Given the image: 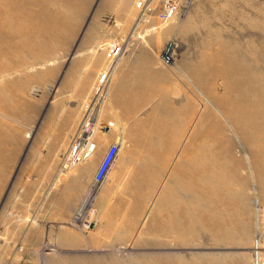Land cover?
Returning a JSON list of instances; mask_svg holds the SVG:
<instances>
[{"label": "rangeland", "instance_id": "rangeland-1", "mask_svg": "<svg viewBox=\"0 0 264 264\" xmlns=\"http://www.w3.org/2000/svg\"><path fill=\"white\" fill-rule=\"evenodd\" d=\"M27 1L29 12L21 19L38 31L20 28L11 34L8 48L4 45L0 50V264H149V258L164 254H179L189 264H264V142L253 133L248 135L254 138L246 137L243 125L227 114L232 93L219 69V59L234 56L242 47L235 36L241 29L249 31L238 20L247 15V0H174L171 15L162 11L167 0H74L63 2L72 3L74 10L59 9L52 18L39 14L44 0ZM254 4L249 21L255 24L248 23L264 34L260 22L264 18ZM34 19L49 22L37 29ZM220 37L227 47L236 44L239 49L226 47L230 52L224 49L227 53L219 55ZM87 39L89 45L84 46ZM169 43L174 44L172 58L164 63ZM242 49V54L252 53V48L247 53V47ZM77 51L90 55H77ZM98 54L102 61L83 95L79 81L87 74H74V66L81 60L84 72L94 70ZM234 59L244 60L240 55ZM139 62L149 65L140 69L143 75ZM105 85L94 119V142L100 146L90 157L62 170L61 157L91 103V94ZM169 110L175 118L167 117L172 121L167 120V125L160 116ZM111 142L118 144L116 162L102 183L92 186L93 174ZM95 151L98 155L90 165ZM145 168L149 173H142ZM207 172L213 175V179L205 176L207 185L211 182L208 187L203 177ZM77 174H85L84 179H77ZM139 174L154 176L145 178L134 196ZM175 176L188 180L186 186L192 190ZM192 182L205 185L193 188ZM164 185L170 195L163 191L160 196ZM208 193L213 203L205 202ZM140 196L143 201L136 207L134 201Z\"/></svg>", "mask_w": 264, "mask_h": 264}, {"label": "bare ground", "instance_id": "bare-ground-1", "mask_svg": "<svg viewBox=\"0 0 264 264\" xmlns=\"http://www.w3.org/2000/svg\"><path fill=\"white\" fill-rule=\"evenodd\" d=\"M40 1H43V0H40ZM72 1H74V0H44V2L46 3V4H43V3H41L42 4V6H39L40 7V12H39V14H41L42 16H44L45 18H47V17H49V18H52V17H55V16H57L56 14H58L59 15V13H57L58 11H59V9H62V8H66V9H68V11L69 10H74L71 6L73 5L72 3H71V6H69V4L68 5H65L63 2H72ZM146 1H148V0H146ZM145 1V2H146ZM234 1H236V0H234ZM234 1H232V2H234ZM243 2H244V0H242ZM246 1V0H245ZM256 1V2H255ZM239 2H240V0H239ZM239 2H237L236 4L238 5V3ZM242 2V3H243ZM259 1H257V0H247V4H248V10H246L247 12V15L245 16V19L244 18H242L241 16H239V18H238V20H239V22H241L242 23V25H244L249 31L248 32H245V33H243V31L244 30H242L241 28V30L240 31H242L241 33L239 32V30L237 31H235L234 33H236V35H238L239 33V35L238 36H235V38L237 39V43L236 44H240V46H242L241 48H240V50L244 47H247V49H246V53H247V51L248 50H250L251 51V48H252V53L251 54H249L250 56H248V54H242V53H240L239 51V53L238 52H236L237 51V49H239L238 48V46L236 45V44H233L232 42H236V40L234 41H230L233 45V47H235L236 46V50H233V51H235L236 52V54H234V56L236 55V56H238V55H240L242 58H244V60L242 59V62H241V59H239V61H237L236 59H234V56H226L225 54L227 53V51H226V53H225V51H222V50H224V49H226V50H228L227 48H231L232 49V46H226L227 44L226 43H223L224 42V39H223V42L221 41V37H220V44H221V46H222V48L223 49H220L221 51H222V54L220 53L219 55H225V56H219V57H222L221 59H219V60H221L220 61V65L221 66H219V69H220V67H221V74H222V76L225 78V80H226V87H227V89L229 90V91H231V93L232 94H230V95H232V97L230 98L229 97V94H227L228 95V97L231 99L230 100V102H231V105H230V107L228 106L229 104H228V102H226L227 104V110H228V112H227V114L231 117H233V118H231V119H233L238 125H243V127L242 128H244L243 130H245L246 132H244V133H246L247 135H246V137L248 136V137H250L248 134L250 133V135L252 134L253 136L255 135L256 136V138L260 141V142H264V102H263V99H264V94H263V89H264V85H263V83H264V70H263V68H264V66H263V68H262V71H261V67H262V64H263V59H264V41H263V33H258V32H260V31H257V28H256V31H255V29H253L251 26H250V23L253 25V24H255V23H252L251 21H249V19H250V17H251V14L249 13V12H251V9H252V5H253V3H255L254 5H256L257 4V6H258V10H259V12L261 13V17L262 18H264V2H259ZM35 3H37L38 4V2H35ZM39 3V4H40ZM74 3V2H73ZM27 4H30L27 0H0V50H2V47L5 45V44H9L10 45V40H11V38H12V36H11V34L13 35V33H15V32H17L20 28H22V29H20V30H22L23 31V29L25 28V32H27V30L28 29H30V30H34L35 29V25L33 26V25H31L32 23L30 22V25L28 26V24L26 25V22H24V24H23V21H22V17H26L25 15H26V13H28L27 12V9H28V7H27ZM146 4V3H145ZM244 4V3H243ZM234 5V4H233ZM36 6V5H35ZM35 6H34V8H35ZM246 6V5H245ZM33 7V6H32ZM50 7H52V9L54 8V10L52 11V10H50ZM74 7V6H73ZM233 7V6H232ZM236 8H239V7H236ZM255 8H257L256 6H255ZM255 8H254V11H255ZM32 9V8H31ZM31 9H30V11H31ZM240 9V8H239ZM241 9H243L242 7H241ZM233 10V9H232ZM253 10V9H252ZM241 11V10H240ZM60 12V11H59ZM34 13V12H33ZM244 13V11H242V14ZM235 14V13H234ZM236 14H238V13H236ZM235 14V15H236ZM240 14V13H239ZM34 15V14H33ZM29 16H30V14H29ZM35 16H37V13H36V15ZM35 16H34V18H35ZM40 16V15H39ZM244 16V15H243ZM260 16V15H259ZM33 17V16H32ZM44 17H42V18H44ZM233 17V16H232ZM241 17V18H240ZM41 18V16H40V19H42ZM260 18V17H259ZM24 19H26V18H24ZM38 19H39V17H38ZM244 19V20H243ZM253 18H251L250 20H252ZM35 20H37V19H34L33 20V22H36L37 23V21H35ZM43 20V19H42ZM258 20V18L256 19V21ZM261 20V19H260ZM264 20V19H263ZM27 21V20H26ZM248 21L250 22V23H248ZM44 21H42V23H43ZM48 22H49V20L47 19V22H45V23H37L36 24V26H37V29H42L44 26H46V24H48ZM239 22H237V24H241V23H239ZM255 22V21H254ZM258 22V21H257ZM260 22H262V24H263V22L264 21H260ZM257 25V24H256ZM238 26V25H237ZM241 25H239V27H240ZM259 26H260V23H259ZM235 27H236V25H235ZM244 27V29H246ZM253 27H255V26H253ZM211 28V27H210ZM237 28V27H236ZM249 28H251V30L249 29ZM258 29H260L259 27H258ZM264 29V28H263ZM29 31V30H28ZM35 32L36 31H38V30H34ZM33 31V32H34ZM19 32V31H18ZM30 32V31H29ZM262 32H263V30H262ZM32 33V32H31ZM233 33V34H234ZM27 34V33H26ZM34 34V33H33ZM22 35V34H21ZM20 35V36H21ZM24 35V34H23ZM235 35V34H234ZM234 35H233V37H234ZM14 36H15V34H14ZM18 36V35H17ZM19 36V37H20ZM220 36V35H219ZM18 38V37H17ZM21 38H23V36L21 37ZM227 38V37H226ZM240 38H241V40H240ZM25 39V38H24ZM231 40V39H230ZM227 41V40H226ZM225 41V42H226ZM12 42V41H11ZM17 42V41H16ZM20 42V41H19ZM218 42V43H219ZM228 42V41H227ZM230 42H229V45H230ZM174 43V42H173ZM173 43H169L168 44V46H166L165 48H164V53H165V55H167V56H169V58H172V56L170 55V53H173ZM15 45V44H14ZM176 45V44H175ZM6 47L5 48H8L7 47V45H5ZM13 46V45H12ZM239 46V47H240ZM220 47V46H219ZM227 47V48H226ZM257 47H260V48H257ZM230 49V50H231ZM255 49H260V50H258L257 51V53H255ZM220 50H218V52H221ZM243 50V49H242ZM241 50V51H242ZM255 50V51H254ZM229 51V50H228ZM249 51V52H250ZM1 52V51H0ZM218 52H216L217 54H216V56L218 55ZM230 52V51H229ZM232 52V51H231ZM234 52V53H235ZM243 52V51H242ZM244 52V53H245ZM263 52V53H262ZM237 53H238V55H237ZM169 54V55H168ZM233 54V53H232ZM231 54V55H232ZM243 56H242V55ZM258 54V56H256V55ZM230 55V54H229ZM215 56V57H216ZM252 57V58H251ZM258 57H259V59H258ZM213 58H214V56H213ZM217 58V57H216ZM237 58V57H236ZM240 58V57H239ZM255 58H257V60H259L257 63H255L254 61V59ZM214 60H216V59H214ZM236 60V61H235ZM208 61V60H207ZM252 62V63H251ZM249 63H251V64H249ZM218 64H219V62H218ZM217 64V65H218ZM264 65V64H263ZM215 67H217V66H215ZM209 69V68H208ZM216 71V70H215ZM219 71V70H218ZM261 71V72H260ZM263 72V73H262ZM256 73L258 74V75H256ZM260 73V74H259ZM222 78V77H221ZM223 80V79H222ZM225 82V81H224ZM223 83V82H222ZM224 84V83H223ZM225 85V84H224ZM226 89V88H225ZM225 94H226V91H225ZM227 97V96H226ZM121 98V97H120ZM224 99H225V97H223ZM222 98V99H223ZM263 98V99H262ZM227 100H229L228 98H227ZM97 105L98 104H95V108L97 107ZM163 112V111H162ZM161 112V113H162ZM93 113H94V115H95V111L93 110ZM158 113V112H157ZM175 112H173V111H171V110H169V112L167 111V112H163L162 113V116H160V117H163L162 119L164 120V121H166V123H167V125L169 124L168 122H167V120H166V118L167 117H169V119L171 118H175V114H174ZM212 113V112H211ZM165 114V115H164ZM158 115V114H157ZM208 116V115H207ZM212 116V115H211ZM210 117V116H209ZM208 117V118H209ZM154 119V118H153ZM155 119H156V117H155ZM157 119H158V117H157ZM161 119V120H162ZM170 119V120H171ZM172 119V120H173ZM177 119V118H176ZM179 119V118H178ZM213 119H214V117H213ZM207 120V119H206ZM215 120V119H214ZM155 121V120H154ZM153 121V122H154ZM163 121V122H164ZM169 121V120H168ZM174 121V120H173ZM161 121H160V118H159V123H160ZM163 122H161V125L163 124V125H165ZM170 122V121H169ZM172 122V121H171ZM171 122H170V124H171ZM158 123V124H159ZM176 123V122H175ZM157 126L156 127H158V124H157V120H156V123H155ZM169 124V125H170ZM209 124V123H208ZM251 126H250V125ZM160 125V124H159ZM167 125H165V126H167ZM244 126H247V127H244ZM251 128H250V127ZM155 127V128H156ZM160 127H162V126H160ZM167 128V127H166ZM171 127H169V129H170ZM158 129H160V128H158ZM168 129V128H167ZM168 129V130H169ZM95 130V129H94ZM154 130H156V129H154ZM157 131V130H156ZM159 131V130H158ZM170 131V130H169ZM168 131V132H169ZM94 133L95 132H93V135H94ZM155 134H156V132H154ZM166 133V132H165ZM161 134H162V131H161ZM160 134V135H161ZM158 135V134H157ZM166 135V134H165ZM211 135V134H210ZM153 137L155 136L154 134L152 135ZM164 135H161V137H163ZM167 136V135H166ZM253 136H251L250 138L252 139V137ZM157 137H160V136H157ZM160 137V138H161ZM156 138V137H155ZM254 138V137H253ZM136 139H138L139 140V138H136ZM159 139V138H158ZM157 139V140H158ZM154 140V139H153ZM152 140V141H153ZM160 140V139H159ZM205 140H206V138H205ZM218 140V139H217ZM254 140V139H253ZM151 141V142H152ZM156 141V140H155ZM161 141H162V139H161ZM212 141V140H211ZM151 142H149L150 144H151ZM208 142H210V141H208ZM155 143V142H154ZM153 143V144H154ZM156 143H157V141H156ZM149 144V145H150ZM167 144V143H166ZM99 145V144H98ZM98 145L96 144V148L98 147ZM152 145V144H151ZM207 145V144H206ZM100 146V145H99ZM158 146V145H157ZM160 146H161V143H160ZM204 146V145H203ZM203 146H202V148H203ZM151 147V146H150ZM149 147V148H150ZM154 147H156V145L154 144ZM199 147V146H198ZM210 147V146H209ZM158 148H161V147H158ZM169 148V147H168ZM200 148V147H199ZM203 149H207V147H205V148H203ZM205 150H204V155H203V157H202V161H203V163L205 162L204 160H205V158H206V156L207 155H205ZM211 150V149H210ZM152 151V150H151ZM155 151V150H154ZM225 151V150H224ZM150 152V151H149ZM156 152V157L158 156L157 155V151H155ZM202 152V151H201ZM152 152H150L149 153V155L151 154ZM197 153H199V152H197ZM212 153V152H211ZM213 153H214V151H213ZM220 153V152H219ZM152 154H154V152L152 153ZM150 155V156H155V155ZM202 154V153H201ZM216 154V153H215ZM215 154H213V155H215ZM194 155H195V153H194ZM193 155V156H194ZM218 155V154H217ZM217 155H216V157H217ZM205 157V158H204ZM214 157V156H213ZM228 157V156H227ZM147 158V157H146ZM192 159H194L195 158V156H194V158L193 157H191ZM219 158V157H218ZM220 158H222V157H220ZM116 159H117V154H116V156H115V159H114V161L112 162V165L111 166H113V163L114 162H116ZM148 159H149V157H148ZM153 159V158H152ZM204 159V160H203ZM212 159V158H211ZM214 159V158H213ZM212 159V160H213ZM216 159V158H215ZM150 160V159H149ZM157 160V159H156ZM212 160L210 161V165L211 164H214L213 162H212ZM218 160V159H217ZM217 160H214V162L215 163H217ZM191 161V160H190ZM189 161V162H190ZM195 161V160H194ZM194 161L192 160L191 162H193L194 163ZM197 161V160H196ZM201 161V162H202ZM221 161H223V160H221ZM229 161V160H228ZM198 162H200V161H198ZM197 162V164L198 165H200L199 163ZM192 163V164H193ZM219 163L221 164V162L219 161ZM191 164V163H190ZM205 164V163H204ZM223 164V163H222ZM76 165V164H75ZM74 165V166H75ZM187 165V164H186ZM196 165V164H195ZM203 165V164H202ZM209 165V166H210ZM146 166V165H145ZM144 166V167H145ZM191 168H190V170L192 169V167L193 166H191V165H189ZM203 166H205V165H203ZM208 166V167H209ZM214 167H215V165H213ZM225 166V165H224ZM224 166H222V168L224 167ZM149 167V166H148ZM147 167V168H148ZM188 167V166H187ZM199 167V166H198ZM201 167V166H200ZM207 167V168H208ZM219 167H221V166H219ZM194 168V167H193ZM195 168H197V165H196V167ZM203 168V167H202ZM205 168V167H204ZM209 168H211V167H209ZM221 168V169H222ZM225 168V167H224ZM223 168V169H224ZM150 169V168H149ZM197 169H199V168H197ZM196 169V170H197ZM221 169H219V170H221ZM226 169V168H225ZM63 170V169H62ZM143 172L142 173H149V171H148V169H141ZM194 170V169H193ZM206 170V169H205ZM213 169H211L210 171H212ZM192 171V170H191ZM190 171V172H191ZM209 171V172H210ZM225 171H227V170H225ZM152 172V171H151ZM196 172V171H195ZM201 173V172H200ZM203 173H204V171H203ZM202 173V174H203ZM226 173V172H225ZM189 174V173H188ZM188 174H186V175H188ZM191 175H194V174H192V173H190ZM199 174V172L197 173V175ZM235 174V173H234ZM183 175V174H182ZM181 175V177L182 178H185V176H182ZM215 175V174H214ZM139 177H138V179H137V181H134L135 182V185H134V190H132V193H134L133 191H135V193H134V196L136 195V190L139 188V186L141 185V182L145 179V178H149V179H152L153 178V176H154V174H139L138 175ZM178 176H180V175H178ZM196 176V175H195ZM195 176H194V178H195ZM200 176V179H201V181L202 180H204V178L203 177H205V176H212L213 177V175L212 174H209L208 172L207 173H205V174H203V179L201 178V176L202 175H199ZM222 176V175H221ZM176 177V176H175ZM174 177V179H179L180 180V178L181 177H179V178H175ZM189 177V176H188ZM209 177V178H210ZM211 177V178H212ZM181 178V179H182ZM197 178H199V177H197ZM214 178H216V177H214ZM189 179V178H188ZM192 179V176H191V178L189 179V180H191ZM200 179H197V181L198 180H200ZM207 178L205 177V180H206ZM213 179V178H212ZM204 180V183L207 185V183H208V179L205 181ZM215 180H217V178L215 179ZM151 181V180H150ZM184 181V179H182V183L184 184L185 183V186L187 185L186 183H187V181L188 180H186L185 182H183ZM193 181H194V179H193ZM214 181V180H213ZM222 181V180H221ZM173 183H174V181H172ZM190 182V181H189ZM188 182V183H189ZM195 182V181H194ZM200 182V181H199ZM217 181H215V183H216ZM181 183V184H182ZM193 183V182H192ZM201 183V182H200ZM211 183V182H210ZM210 183H209V185H210ZM191 184V183H190ZM199 183H196V184H192V186L194 185H197V186H201V185H205V184H203V182H202V184H200V185H198ZM166 186H167V184H165ZM163 186V190H162V188H161V190H160V192L158 193V195H160L161 196V194L163 193V191L165 192V193H167V194H169L170 195V193H168V191H170L171 192V190L169 189V190H167L168 189V187H166V186ZM168 185L170 186V183H168ZM189 185V184H188ZM209 185H207V187L209 186ZM211 185H214V184H211ZM219 185V184H218ZM172 186V185H171ZM181 186V185H180ZM183 186V185H182ZM185 186H183V189L184 190H186L184 187ZM193 186V188H195ZM214 186H216V185H214ZM213 186V187H214ZM187 187V190L189 189H191L192 190V188L190 187V188H188V186H186ZM202 187V186H201ZM204 187V186H203ZM90 188V187H89ZM198 188V187H197ZM200 188V187H199ZM199 188H198V190H199ZM212 188V187H211ZM217 188V187H216ZM216 188H213V189H216ZM133 189V188H132ZM201 189V188H200ZM204 189V188H203ZM212 189V190H213ZM221 189V191H222V188L220 187L219 188V190ZM165 190H167V191H165ZM184 190H182V192L184 191ZM186 190V191H187ZM202 190V189H201ZM207 189H206V187H205V190H204V193H205V191H206ZM209 191L211 190L210 188L208 189ZM219 190H218V192H219ZM215 191V190H214ZM217 191V190H216ZM187 192H189V191H187ZM197 192V191H196ZM195 192V193H196ZM199 192V191H198ZM197 192V193H198ZM202 192V191H201ZM217 192V193H218ZM227 192V191H226ZM186 193V192H185ZM194 193V192H193ZM194 193V194H195ZM204 193L202 192V195H204ZM207 193V192H206ZM210 193H211V191H210ZM213 193V192H212ZM216 193V192H215ZM216 193V194H217ZM220 193V192H219ZM218 193V194H219ZM224 194H225V192H223ZM172 194V193H171ZM181 194H183V193H181ZM187 194V193H186ZM190 194V193H189ZM194 194H193V196H194ZM209 194V193H208ZM208 194L206 195L207 196V198L205 197V202H207V201H210V194H209V196H208ZM214 194V193H213ZM218 194H217V196H218ZM222 194V193H221ZM157 195V196H158ZM164 195V194H163ZM191 195V194H190ZM189 195V196H190ZM229 195V194H228ZM165 196V195H164ZM185 196V195H184ZM193 196H191V197H193ZM214 196H215V194H214ZM216 196V198H218ZM222 196H224V197H226V195H223L222 194ZM165 197H167V196H165ZM180 197V196H179ZM203 197V196H202ZM211 197H212V195H211ZM229 197H230V195H229ZM143 196H140L139 198H137L136 197V200L134 201L135 203H134V205L136 206V207H139L140 205H141V202L143 201ZM204 198V197H203ZM214 198V197H213ZM228 198V197H227ZM194 199H195V197L193 198V201H194ZM224 200L226 199V198H223ZM222 199V200H223ZM162 200V199H161ZM178 200V199H177ZM184 200V199H183ZM196 201H197V199H195ZM203 200V199H202ZM228 200H232V199H228ZM128 201V200H127ZM157 201H158V197H157ZM164 201H166V200H164ZM195 201V202H196ZM214 201H215V199H214ZM161 203H162V201H160ZM204 202V201H203ZM202 202V203H203ZM205 202H204V204H205ZM211 202V201H210ZM222 202V201H221ZM225 202V201H224ZM231 202V201H230ZM234 202H235V200H234ZM159 203V202H158ZM193 203V202H192ZM200 203H201V201H200ZM199 203V204H200ZM201 203V204H202ZM208 203V202H207ZM211 203H213V202H211ZM215 203H218V202H216L215 201ZM219 203H220V201H219ZM227 203V202H226ZM225 203V204H226ZM229 203V202H228ZM114 204V203H113ZM165 204H166V202H165ZM196 204V203H195ZM200 204V205H201ZM204 204H203V206H204ZM210 204V203H209ZM206 205V204H205ZM208 205V204H207ZM213 205V204H212ZM215 205V204H214ZM217 205V204H216ZM229 207H230V204H227ZM218 206V205H217ZM234 206V205H233ZM201 208H202V206H200ZM215 207V206H214ZM235 207V206H234ZM122 208V207H121ZM198 208V207H197ZM213 208V207H212ZM216 209H217V207H215ZM220 208H221V206H220ZM199 209V208H198ZM197 209V210H198ZM203 209V208H202ZM205 209V208H204ZM210 209H211V207H210ZM231 209V208H230ZM172 210V209H171ZM190 210V209H189ZM192 210H194L195 211V208L194 209H192ZM206 210V209H205ZM208 210V209H207ZM218 210V209H217ZM232 211V210H231ZM230 211V212H231ZM195 212H197V211H195ZM205 212H207V211H205ZM209 212V211H208ZM207 212V214H209ZM219 213H220V211H218ZM234 212V211H233ZM194 213V212H193ZM199 213V212H198ZM197 213V214H198ZM214 213H215V211H214ZM222 213V212H221ZM224 213H226V212H224ZM191 214H192V212H191ZM196 214V215H197ZM223 214V213H222ZM232 214V213H231ZM182 215V214H181ZM185 215V214H184ZM183 215V216H184ZM189 215V214H188ZM213 215V214H212ZM216 215V214H215ZM214 215V216H215ZM218 215V214H217ZM227 215H228V213H227ZM195 216V215H194ZM192 217V218H195V217ZM198 216V215H197ZM224 216H226V215H224ZM234 216H235V214H234ZM233 216V217H234ZM182 217V216H181ZM221 217H222V215H221ZM228 217V216H227ZM226 217V219H228ZM232 217V216H231ZM233 217L231 218V219H233ZM209 218H210V216H209ZM211 218H212V216H211ZM224 218L225 217H223V220H224ZM182 219V218H181ZM184 219V218H183ZM196 219V218H195ZM214 219V218H213ZM212 219V221H214V220H216V219H214L213 220ZM230 219V218H229ZM180 220V219H179ZM179 220H178V222H179ZM211 220V219H210ZM209 220V221H210ZM234 220V219H233ZM232 220V221H233ZM186 221V220H185ZM194 221V220H193ZM202 221V220H201ZM208 221V222H209ZM218 221V220H217ZM220 221V220H219ZM227 220H224V222H226ZM229 221V220H228ZM181 222V221H180ZM179 222V223H180ZM206 222V221H205ZM178 223V224H179ZM203 223V222H202ZM227 223V222H226ZM174 224V223H173ZM182 224V223H181ZM180 224V225H181ZM196 224V223H195ZM207 225H208V223H206ZM211 224V223H210ZM213 224H215V223H213ZM204 225V224H203ZM202 225V226H203ZM222 225H224V223L222 224ZM230 225V224H229ZM213 226V225H212ZM219 226V225H218ZM217 226V227H218ZM232 226H234V225H232ZM231 226V228H233ZM183 227V226H182ZM208 227V226H207ZM217 227L216 228H214L213 227V229H217ZM186 228V227H185ZM206 228V227H205ZM224 228H227V227H224ZM230 227H228V229H229ZM234 228H236V227H234ZM233 228V229H234ZM203 229V228H202ZM208 228H206V230H207ZM220 230H221V227L219 228ZM219 229H217V230H219ZM209 230V229H208ZM227 230V229H226ZM182 231H183V229H182ZM212 231V229L211 230H209V232H211ZM224 231V230H223ZM230 231H231V229H230ZM234 231V230H233ZM189 232V231H188ZM187 232V233H188ZM208 232V233H209ZM218 232V231H217ZM216 232V233H217ZM222 232V231H221ZM226 232H229V230L228 231H226ZM226 232H224V233H226ZM244 232V231H243ZM185 233V232H184ZM194 233V232H193ZM192 233V234H193ZM223 232H222V234H224ZM230 233V232H229ZM189 234V233H188ZM227 234V233H226ZM230 235H233V233L232 234H230ZM214 254V253H213ZM178 256H165V254H164V257H157V258H155V257H152V258H149V260H148V262H149V264H174L175 262H177V264H189V261L188 260H184V259H182V257H180L179 256V254H177ZM183 255H185V254H183ZM182 255V256H183ZM191 255V254H190ZM162 256V255H161ZM187 256H188V254H187ZM185 258V257H184ZM188 258V257H187ZM144 259V258H143ZM206 259V258H205ZM216 260V259H215ZM213 261V260H212ZM151 262V263H150ZM134 264H138L139 262H133ZM132 262L131 263H129V264H133ZM207 263H208V261H207ZM211 264V263H210ZM217 264V263H216Z\"/></svg>", "mask_w": 264, "mask_h": 264}, {"label": "built area", "instance_id": "built-area-1", "mask_svg": "<svg viewBox=\"0 0 264 264\" xmlns=\"http://www.w3.org/2000/svg\"><path fill=\"white\" fill-rule=\"evenodd\" d=\"M145 1V0H143ZM138 8H144V6L137 5ZM175 10V3L174 0H167L166 4L163 5V14L171 15ZM171 58L167 55L162 56V62L170 63ZM110 67L108 66L106 71L109 72ZM110 73V72H109ZM109 73H106V78L109 79ZM105 77V74L100 78V81ZM109 82V81H108ZM107 85L101 87L91 94V103L88 104L87 109L85 110L75 132L73 133L69 146H67V152L61 157L59 166L61 169H67L71 166L77 164L80 160L88 158L94 152L96 148V144L94 142L93 132L94 130V119L95 115L93 110L99 106L101 101L104 98V91L106 90ZM95 104L98 106L95 108ZM112 123H108V126H111ZM118 152V144L117 142H111L101 161L99 162L93 177H92V186L99 185L104 180L112 162L115 159V156ZM91 191L92 187L90 185ZM88 227V226H87Z\"/></svg>", "mask_w": 264, "mask_h": 264}, {"label": "crops", "instance_id": "crops-1", "mask_svg": "<svg viewBox=\"0 0 264 264\" xmlns=\"http://www.w3.org/2000/svg\"><path fill=\"white\" fill-rule=\"evenodd\" d=\"M92 34H96L95 33V31H92L91 32ZM81 45L82 44H80V47H81ZM87 45H89V42H88V39H87V43L84 45V46H87ZM83 47V46H82ZM81 47V48H82ZM80 49V48H79ZM81 54H85V55H87L86 57L88 58L89 57V55L90 54H88V53H82V52H80ZM80 53H78V51H77V55H81ZM99 55V54H98ZM95 57H97V55L95 56ZM97 60H95L94 61V70H92V69H90V70H88L87 72H84L83 70H82V67H81V65H82V63H85V62H83V61H78L77 62V64L74 66V74L75 73H78V74H82V73H86L87 74V78L85 79V80H80L79 81V86H80V89H81V94H86L87 92H88V90L90 89V87H91V84H92V81H91V76H93L94 74H95V69L98 67V65L101 63V61L102 60H100L101 59V56L99 55V58H96ZM132 66H135V65H133L132 64ZM144 67H146L147 69L149 68V65H148V63H147V65L146 66H143V63L142 62H139L138 64H137V68L139 69V73H140V75H143V73L141 72V70L140 69H142V68H144ZM149 71H150V69H149ZM151 73V72H150ZM135 75H136V73H135ZM99 151V150H98ZM98 151H97V154H96V151H95V156L93 157V158H91V159H89V162H91L90 163V165L91 164H93L92 162L94 161L93 159H95L96 157H97V155H98ZM87 160V159H86ZM90 165H87V166H85V170H87L89 167H90ZM78 176L76 177L77 179H78V177L80 178V181H81V179L83 180L84 179V177H85V174H81L80 176H79V174H77Z\"/></svg>", "mask_w": 264, "mask_h": 264}]
</instances>
